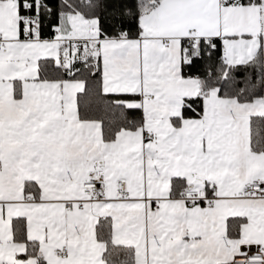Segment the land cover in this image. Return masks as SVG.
I'll use <instances>...</instances> for the list:
<instances>
[{"label":"snow or ice","instance_id":"snow-or-ice-1","mask_svg":"<svg viewBox=\"0 0 264 264\" xmlns=\"http://www.w3.org/2000/svg\"><path fill=\"white\" fill-rule=\"evenodd\" d=\"M0 264H264V0H0Z\"/></svg>","mask_w":264,"mask_h":264}]
</instances>
